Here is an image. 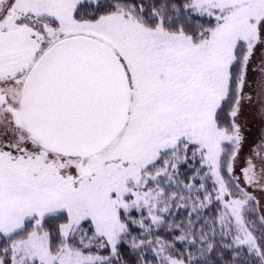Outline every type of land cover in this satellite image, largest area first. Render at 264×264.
<instances>
[{"label":"snow or ice","instance_id":"6c2138e0","mask_svg":"<svg viewBox=\"0 0 264 264\" xmlns=\"http://www.w3.org/2000/svg\"><path fill=\"white\" fill-rule=\"evenodd\" d=\"M0 264H264V0H0Z\"/></svg>","mask_w":264,"mask_h":264},{"label":"rangeland","instance_id":"374dc122","mask_svg":"<svg viewBox=\"0 0 264 264\" xmlns=\"http://www.w3.org/2000/svg\"><path fill=\"white\" fill-rule=\"evenodd\" d=\"M258 139L257 137V133H256V127L253 126V131L251 133V135L248 136V140L247 143L245 144L244 150H243V154L246 156L249 151L251 150V147L254 146V142H256Z\"/></svg>","mask_w":264,"mask_h":264}]
</instances>
